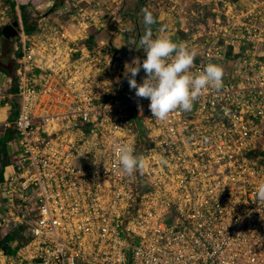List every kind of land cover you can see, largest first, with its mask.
Listing matches in <instances>:
<instances>
[{
  "label": "built area",
  "instance_id": "built-area-1",
  "mask_svg": "<svg viewBox=\"0 0 264 264\" xmlns=\"http://www.w3.org/2000/svg\"><path fill=\"white\" fill-rule=\"evenodd\" d=\"M39 4L0 0V28L19 24L16 150L0 184V224L28 233L0 251V264H264V201L255 195L264 182V49L255 51L251 14L173 40L195 50L194 72L221 65L224 86L160 121L129 88L113 41L94 40L113 23L102 0L73 2L64 24L41 20L26 33L20 8ZM124 143L142 151L131 176L117 167Z\"/></svg>",
  "mask_w": 264,
  "mask_h": 264
},
{
  "label": "clouds",
  "instance_id": "clouds-1",
  "mask_svg": "<svg viewBox=\"0 0 264 264\" xmlns=\"http://www.w3.org/2000/svg\"><path fill=\"white\" fill-rule=\"evenodd\" d=\"M154 23L151 12L145 10V30L137 41L139 47H136L143 50L145 58L133 57L130 62H125L123 76L137 98L150 101L148 107L152 116L165 121L172 112L190 111L208 88L222 89L224 69L219 64L208 63L202 70L194 72L195 50L183 42L173 41L168 35L153 38L151 25ZM141 69L146 76L137 83L136 76ZM116 155L118 169L129 176L144 166L143 158L135 154L133 143L118 144ZM255 195L258 201H264V182L257 186Z\"/></svg>",
  "mask_w": 264,
  "mask_h": 264
},
{
  "label": "rangeland",
  "instance_id": "rangeland-1",
  "mask_svg": "<svg viewBox=\"0 0 264 264\" xmlns=\"http://www.w3.org/2000/svg\"><path fill=\"white\" fill-rule=\"evenodd\" d=\"M42 1L37 7L27 6L24 10V16L28 18V22L36 21V17L43 16L44 14L52 11L54 9H63L61 11V17L64 19L69 14L71 10V5L73 2L80 1V0H57L51 3L49 8H46L49 3L48 0H40ZM88 2H94L97 0H87ZM148 3L157 2L160 5L158 9L159 14L163 13L166 15L168 19L167 24L165 26H158L156 31H164V28H167L168 32H170V37L172 40H184L187 34H190L195 28L197 27H206L209 23H213L215 18H219L221 21L226 17L232 16H240V12H244V14L249 13L250 16L253 18L252 23L249 26H252L255 35L258 36L260 33V37H256V47L255 51L262 52L264 49V44H260L259 40L264 41V0H144ZM63 4V5H62ZM61 6H66L62 7ZM132 7V6H131ZM130 9H128V17H131ZM14 9H11L10 18L14 17L13 13ZM156 12V11H155ZM21 14V13H20ZM54 12H51L49 16H52ZM104 14V13H103ZM156 14V13H155ZM105 17H108L105 15ZM14 19V18H13ZM32 19V20H31ZM113 19V18H112ZM111 19V20H112ZM13 21V20H12ZM163 22V21H162ZM209 26V25H208ZM128 27V26H127ZM140 30H144V24L140 25ZM213 27V26H212ZM113 28V30L119 34L113 32L115 36L113 38L118 39L117 42L113 41V43L118 46L119 40L122 42V38H125L123 33L127 30L126 26L119 25L116 22H113L109 27ZM209 28V27H208ZM175 29V30H174ZM128 27V32H129ZM153 31V29H152ZM122 34V35H120ZM138 40L132 39L125 42V49H130L128 52H122V50H117L118 52V61L119 63L124 64L125 62H130L133 57H140L141 60L145 58V54L143 53L142 49H137L139 47ZM241 42V41H240ZM15 43V41H14ZM241 44V43H240ZM259 44V45H258ZM243 46V45H242ZM262 46V47H261ZM16 46L14 44L11 45L10 43H5L2 45V50H0V59H3L5 63L9 62L10 60L15 61V50ZM144 54V57H143ZM264 54V52H262ZM10 59V60H8ZM8 60V61H7ZM15 69V68H14ZM121 71L124 72V71ZM123 74V73H122ZM13 81V80H12ZM6 78L2 76L0 73V86L6 85ZM16 112H14V117H16ZM146 129L139 123L137 120L136 122V131L139 135L141 143L143 144L147 140ZM142 148H140L141 150ZM142 155V151L138 156ZM141 193L145 192V188L140 187ZM3 204L5 200H3ZM3 213V209L0 208V214ZM15 217V216H14ZM17 222V221H15ZM12 226V223L8 221V223L2 225L0 224V251L7 253L9 250H14L17 248L21 243L26 240L27 231L24 229L23 225Z\"/></svg>",
  "mask_w": 264,
  "mask_h": 264
},
{
  "label": "crops",
  "instance_id": "crops-1",
  "mask_svg": "<svg viewBox=\"0 0 264 264\" xmlns=\"http://www.w3.org/2000/svg\"><path fill=\"white\" fill-rule=\"evenodd\" d=\"M54 1L57 2V0H48V2L45 1V3H49L48 6H46V8H49L51 6V3H53ZM102 1L105 3L103 12L106 16H108V20L111 21V19L113 18L112 22H116L119 25H124L127 28V30L123 33L125 38L121 39L122 42H120L119 40L118 42L119 45L116 46L117 50L120 51L122 50L123 53L130 51V49L124 48L125 42L132 39H140V37L144 34L145 29L140 30L139 26L143 24V15L145 10L151 12L153 17L155 18V23L151 25V30L153 29V31H155L158 26H165V24H167L168 22V19L166 18L165 14L163 13L159 14L157 8H159L160 5L157 4V2L148 3L144 0H102ZM62 7H66V6H61V8ZM130 7H131V11H130L131 17L129 18L128 9H130ZM61 11H63V9H57V10L54 9L53 11L54 14L46 18L43 16L39 18V16H37L36 23L42 20L43 22H57L60 24H64V19L61 17L60 14ZM127 26L130 29L129 32ZM113 32H115L113 28L111 29L107 28L98 31L94 34V40L96 41L113 40L117 42L118 39L113 38V36H115ZM115 33L119 34L117 32ZM6 41L7 40L0 39V50H2V45L4 44V42L6 43ZM8 42L14 46V44H12L10 41ZM1 74L6 78V83H5L6 85L0 86L2 94L5 97L4 102L0 103V184H2L5 178L10 176L14 171L13 156L16 150V145L14 142L15 134L13 128L10 126L16 118L14 117V112H16L15 115L17 116V110H18L17 98L14 96L15 93L14 81H12V79H10L9 77L5 76L3 73ZM7 124L8 126H6ZM3 200L4 199L2 198V194L0 191L1 210L4 209Z\"/></svg>",
  "mask_w": 264,
  "mask_h": 264
},
{
  "label": "trees",
  "instance_id": "trees-1",
  "mask_svg": "<svg viewBox=\"0 0 264 264\" xmlns=\"http://www.w3.org/2000/svg\"><path fill=\"white\" fill-rule=\"evenodd\" d=\"M24 10L25 7L20 8V13H21V18H22V25L23 29L26 33H31L36 29L37 23L36 21H31L30 23L28 22V18L24 16ZM6 43L9 44L8 41ZM18 56V53L15 54V58ZM10 60V59H8ZM7 60V61H8ZM6 62V61H5ZM3 59H0V72L3 73L5 76L9 77L10 79L13 80L14 78V68H15V61L10 60L9 62L5 63ZM9 253L12 252V250L8 251Z\"/></svg>",
  "mask_w": 264,
  "mask_h": 264
},
{
  "label": "water",
  "instance_id": "water-1",
  "mask_svg": "<svg viewBox=\"0 0 264 264\" xmlns=\"http://www.w3.org/2000/svg\"><path fill=\"white\" fill-rule=\"evenodd\" d=\"M53 11L54 10L49 11L48 13L44 14L43 17H48L49 14ZM18 27L19 24L16 20H13L11 23L2 26L0 28V39L10 41L12 44H14V41H16V37L18 34Z\"/></svg>",
  "mask_w": 264,
  "mask_h": 264
},
{
  "label": "bare ground",
  "instance_id": "bare-ground-1",
  "mask_svg": "<svg viewBox=\"0 0 264 264\" xmlns=\"http://www.w3.org/2000/svg\"><path fill=\"white\" fill-rule=\"evenodd\" d=\"M124 71V70H123ZM123 73V72H122Z\"/></svg>",
  "mask_w": 264,
  "mask_h": 264
}]
</instances>
